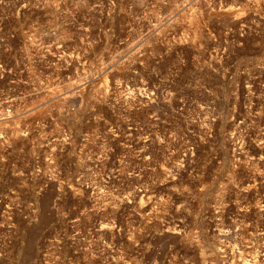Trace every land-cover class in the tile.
Here are the masks:
<instances>
[{"label":"rangeland","instance_id":"374dc122","mask_svg":"<svg viewBox=\"0 0 264 264\" xmlns=\"http://www.w3.org/2000/svg\"><path fill=\"white\" fill-rule=\"evenodd\" d=\"M0 264H264V0H0Z\"/></svg>","mask_w":264,"mask_h":264}]
</instances>
